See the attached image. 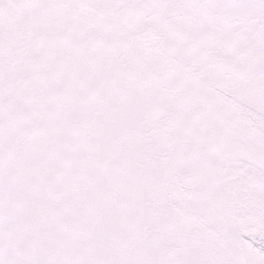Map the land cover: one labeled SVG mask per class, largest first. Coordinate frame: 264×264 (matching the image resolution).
<instances>
[{
  "label": "snow or ice",
  "instance_id": "1",
  "mask_svg": "<svg viewBox=\"0 0 264 264\" xmlns=\"http://www.w3.org/2000/svg\"><path fill=\"white\" fill-rule=\"evenodd\" d=\"M0 264H264V0H0Z\"/></svg>",
  "mask_w": 264,
  "mask_h": 264
}]
</instances>
